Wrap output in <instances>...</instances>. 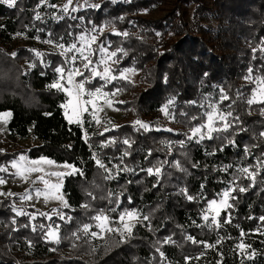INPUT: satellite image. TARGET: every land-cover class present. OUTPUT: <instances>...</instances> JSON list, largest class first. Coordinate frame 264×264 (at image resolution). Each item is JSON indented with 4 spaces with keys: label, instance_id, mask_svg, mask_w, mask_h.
<instances>
[{
    "label": "trees",
    "instance_id": "16d2710c",
    "mask_svg": "<svg viewBox=\"0 0 264 264\" xmlns=\"http://www.w3.org/2000/svg\"><path fill=\"white\" fill-rule=\"evenodd\" d=\"M38 3L0 1V112L9 137L38 140L0 148V174L19 156L73 170L56 240L53 217L0 195V264H264V0H104L70 15ZM101 27L95 51L140 77L82 78L84 92H130L116 104L163 110L171 127L117 125L88 105L66 119L73 43Z\"/></svg>",
    "mask_w": 264,
    "mask_h": 264
},
{
    "label": "rangeland",
    "instance_id": "374dc122",
    "mask_svg": "<svg viewBox=\"0 0 264 264\" xmlns=\"http://www.w3.org/2000/svg\"><path fill=\"white\" fill-rule=\"evenodd\" d=\"M9 5L17 0H0ZM91 0H39V4H44L48 8L58 9L67 12L68 15L78 12L89 4ZM97 6L104 0H93ZM38 8V6H37ZM37 14H41L39 9L36 10ZM163 14L159 7H154L150 16L158 17ZM104 30L90 29L89 31L79 34L78 43H73V48L79 53L77 65L70 67L66 73V80L63 84V89L68 93L69 100L64 106V115L68 121L76 122L81 119V114L88 106L96 116L105 119L110 118L115 124L124 122H131L136 125L149 127L153 123H166L167 127H171L164 111H155L151 113H141L134 105L129 108L123 109L116 104V102H123L131 98L130 92L125 93H108L101 87L96 88L89 96L84 92L80 79L94 76H102L113 78L121 77L137 82L140 77V71L133 68H124L121 71H112V65L118 62L114 50H109L104 47H98L95 51L94 44L100 33ZM14 44H29V39H21L16 37ZM39 45L38 43H35ZM264 44V40H263ZM44 47L49 45L42 44ZM40 45V46H42ZM86 74V75H84ZM80 75V77H79ZM85 86V85H84ZM107 92V93H106ZM10 116V111L0 112V148L10 149L14 146L29 148L30 145L37 143L38 140L28 138H12L7 134V122ZM212 117L207 121L206 125L211 127L213 125ZM73 170L69 163H56L47 157H39L36 159H29L26 156H19L17 159L9 162L7 165L2 166V174L8 173L6 177L0 174V195L19 194L26 204L35 207L39 212L46 213L50 219L47 230V237L50 240L57 239V226L55 218L62 217L63 213L61 208L65 203V196L62 193L63 178ZM42 173L43 175L50 174L49 179H43L42 176L35 177L34 174ZM226 207V198L219 201H211L209 203L210 213L215 216L220 209ZM56 216V217H55ZM131 222L126 219V223ZM55 223V225H54ZM108 221L102 219L99 223L100 226L106 227ZM109 226V225H108Z\"/></svg>",
    "mask_w": 264,
    "mask_h": 264
},
{
    "label": "built area",
    "instance_id": "2783aa9c",
    "mask_svg": "<svg viewBox=\"0 0 264 264\" xmlns=\"http://www.w3.org/2000/svg\"><path fill=\"white\" fill-rule=\"evenodd\" d=\"M95 5L94 1L91 0L89 4H86L85 7H93ZM35 177H38V176H42L43 179H49L50 178V174L48 175H43L42 173H38V174H34Z\"/></svg>",
    "mask_w": 264,
    "mask_h": 264
}]
</instances>
